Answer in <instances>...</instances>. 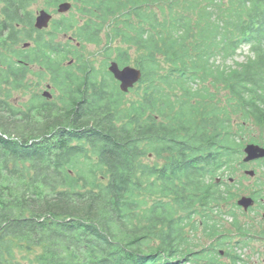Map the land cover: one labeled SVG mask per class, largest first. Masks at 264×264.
<instances>
[{
	"label": "trees",
	"instance_id": "1",
	"mask_svg": "<svg viewBox=\"0 0 264 264\" xmlns=\"http://www.w3.org/2000/svg\"><path fill=\"white\" fill-rule=\"evenodd\" d=\"M35 1L0 0V264H18L5 240L41 247L33 264H237L217 216L247 121L264 126V0H44L79 12L49 31ZM71 40L105 41L101 70L64 64ZM112 60L143 71L132 100ZM47 75L57 100L14 104Z\"/></svg>",
	"mask_w": 264,
	"mask_h": 264
},
{
	"label": "rangeland",
	"instance_id": "2",
	"mask_svg": "<svg viewBox=\"0 0 264 264\" xmlns=\"http://www.w3.org/2000/svg\"><path fill=\"white\" fill-rule=\"evenodd\" d=\"M32 8L35 10V14L37 15L38 11L43 9H47L44 3V0L35 1ZM53 13V20L59 19L62 16H67L74 12L79 15L78 9L72 1V8L65 12L60 13L58 11V7H53L48 9ZM36 17V16H35ZM52 29V22L50 26L46 29L49 31ZM70 37L61 35L59 39L63 40L66 43ZM66 41V42H65ZM27 42L32 43L34 45V41L31 39L27 40ZM77 41L71 40L70 47L72 45H76ZM79 45V44H77ZM105 41L101 44H83L79 45L80 47L77 50L72 47L71 49H75L77 51H73L75 54H67L63 55V63L70 64V61H75L77 63V56L82 54L85 59L90 61L95 67L99 70L104 65L105 60ZM253 51L250 43L242 44L236 54L227 60L228 65H235L236 62H245L247 58L252 55ZM110 62L107 64V70ZM134 66L135 64H131ZM30 80L37 79L34 75H30ZM34 81H31V83ZM52 84L51 78L49 75L45 79H43L40 85H35L31 87L29 91H19L15 92L12 97V101L17 107H21L22 103L31 95L32 91H39L41 94L44 93L45 90L48 89L47 85ZM53 85V84H52ZM54 86V85H53ZM53 95L52 100H57L58 91L55 88L49 89ZM135 90L126 93V100H132L135 97ZM218 96L226 100L230 95L228 91L220 87ZM237 116L235 115V118ZM246 129L244 130L245 136H243L242 140V162L245 157L244 148L248 143H256L255 141H259L258 144L264 146V126L257 124L253 119H249ZM245 163V166H240L236 164L235 169L227 172L225 174V179L228 181L231 180L232 183V193L233 198L229 201L225 202L223 206V214L217 216V219L222 224V230L224 234L228 237V243L231 244L233 248H231L230 252L232 254H237L241 256V260L238 261L237 264H264V158L261 160L251 161L249 163ZM247 169L255 170V175L251 176L246 174ZM221 174H224L221 172ZM242 196H254L256 198V204L254 207L249 208L248 210H244L243 207L237 204V201ZM235 212L236 216H233L229 212ZM216 216V215H215ZM237 218V219H236ZM235 221H238L235 224ZM244 228V229H243ZM192 234V233H191ZM193 235V234H192ZM197 235H201V231L197 232ZM209 242L213 241V239L204 238ZM2 252L6 257H10L13 255V260L18 264H33L36 262V257L42 252L41 247H33L32 250H29L26 245H19L16 240L14 241H4L2 243ZM220 264H235L234 260L222 251V255L219 258ZM190 264V263H188Z\"/></svg>",
	"mask_w": 264,
	"mask_h": 264
},
{
	"label": "water",
	"instance_id": "3",
	"mask_svg": "<svg viewBox=\"0 0 264 264\" xmlns=\"http://www.w3.org/2000/svg\"><path fill=\"white\" fill-rule=\"evenodd\" d=\"M72 8V3L67 1L60 3L58 5V11L60 13H65ZM53 13L47 9H41L38 11L35 20L34 26L35 28L42 30L48 28L52 19ZM31 43L26 42L24 47H30ZM108 70L113 74L115 79L119 82V87L121 91L128 93L130 89L134 88L135 85L142 79L143 71L141 68L125 65L121 66L117 61L112 60L109 64ZM51 87V86H49ZM46 97H52V93L49 90H45L43 93ZM244 153L246 154L244 157V162H251L254 160H258L264 158V146L258 143H248L244 148ZM246 174L251 176L255 175V170L247 169ZM237 204L244 208V210H248L255 204V199L252 196H242Z\"/></svg>",
	"mask_w": 264,
	"mask_h": 264
},
{
	"label": "flooded vegetation",
	"instance_id": "4",
	"mask_svg": "<svg viewBox=\"0 0 264 264\" xmlns=\"http://www.w3.org/2000/svg\"><path fill=\"white\" fill-rule=\"evenodd\" d=\"M70 64H72V63H70ZM70 64H68V65H70ZM49 86H51L50 89L55 88L52 84H48V85H47V87H49ZM55 89H56V88H55ZM44 97H46V96H44ZM46 98H49V97H46ZM52 98H53V95H52ZM52 98H49V100H51ZM254 199H255V201H257L255 197H254Z\"/></svg>",
	"mask_w": 264,
	"mask_h": 264
},
{
	"label": "bare ground",
	"instance_id": "5",
	"mask_svg": "<svg viewBox=\"0 0 264 264\" xmlns=\"http://www.w3.org/2000/svg\"><path fill=\"white\" fill-rule=\"evenodd\" d=\"M49 98H52V97H49Z\"/></svg>",
	"mask_w": 264,
	"mask_h": 264
}]
</instances>
